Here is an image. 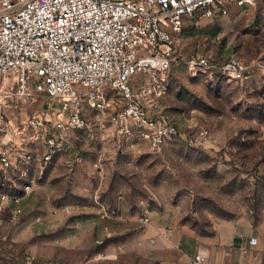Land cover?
Segmentation results:
<instances>
[{
  "label": "rangeland",
  "instance_id": "rangeland-1",
  "mask_svg": "<svg viewBox=\"0 0 264 264\" xmlns=\"http://www.w3.org/2000/svg\"><path fill=\"white\" fill-rule=\"evenodd\" d=\"M181 40L180 59L199 45L220 61L264 58V0L192 20ZM167 82L148 106L176 120L180 135L155 151L145 141L121 142L114 126L101 129L91 117L95 135L75 136L74 149L24 199L23 215L0 212V264H78L154 223L168 235L184 232L190 246L264 221V73L237 85L194 77L180 63ZM25 107L19 118L42 112L43 103ZM94 222L107 227L104 242L78 246L75 236Z\"/></svg>",
  "mask_w": 264,
  "mask_h": 264
},
{
  "label": "built area",
  "instance_id": "built-area-1",
  "mask_svg": "<svg viewBox=\"0 0 264 264\" xmlns=\"http://www.w3.org/2000/svg\"><path fill=\"white\" fill-rule=\"evenodd\" d=\"M258 2L0 0V212L23 215L24 199L74 138L95 135L93 116L121 142L145 141L155 151L177 138V121L148 106L165 94L174 66L237 85L264 73V58L220 61L200 45L177 56L188 22ZM39 100L42 112L18 117ZM207 263L201 252L189 261Z\"/></svg>",
  "mask_w": 264,
  "mask_h": 264
},
{
  "label": "crops",
  "instance_id": "crops-1",
  "mask_svg": "<svg viewBox=\"0 0 264 264\" xmlns=\"http://www.w3.org/2000/svg\"><path fill=\"white\" fill-rule=\"evenodd\" d=\"M105 230L107 227L101 222H94L81 230L74 241L80 247H87L86 241L90 240L97 241L95 245H98V242H104L100 236ZM163 232L162 224H150L133 239L121 241L120 245L104 242L98 254L94 253L78 264H187L192 252L197 251L207 256L208 264H264V221L256 228L244 227L204 242L195 238L190 246L183 244L187 235L184 232L173 231L170 235ZM252 238L256 239L255 244L250 243Z\"/></svg>",
  "mask_w": 264,
  "mask_h": 264
}]
</instances>
